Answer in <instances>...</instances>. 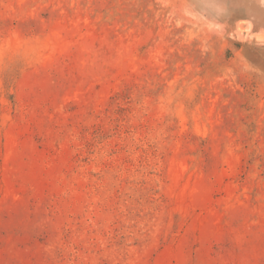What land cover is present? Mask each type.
I'll list each match as a JSON object with an SVG mask.
<instances>
[{"label":"rangeland","instance_id":"1","mask_svg":"<svg viewBox=\"0 0 264 264\" xmlns=\"http://www.w3.org/2000/svg\"><path fill=\"white\" fill-rule=\"evenodd\" d=\"M0 264H264V0H0Z\"/></svg>","mask_w":264,"mask_h":264},{"label":"crops","instance_id":"2","mask_svg":"<svg viewBox=\"0 0 264 264\" xmlns=\"http://www.w3.org/2000/svg\"><path fill=\"white\" fill-rule=\"evenodd\" d=\"M243 45H241V47H242ZM233 57H230L229 59H232Z\"/></svg>","mask_w":264,"mask_h":264}]
</instances>
